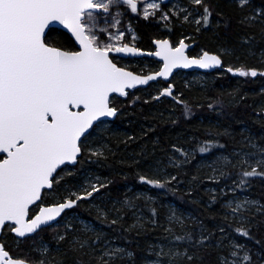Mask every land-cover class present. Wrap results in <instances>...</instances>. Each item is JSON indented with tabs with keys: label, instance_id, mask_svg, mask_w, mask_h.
Instances as JSON below:
<instances>
[{
	"label": "trees",
	"instance_id": "16d2710c",
	"mask_svg": "<svg viewBox=\"0 0 264 264\" xmlns=\"http://www.w3.org/2000/svg\"><path fill=\"white\" fill-rule=\"evenodd\" d=\"M250 1L247 8L228 4V0L207 5L209 20L220 22L218 38L207 30L195 38V45L216 53L213 42L221 41L237 52L244 63L241 70H255L257 75L227 72L230 60L221 56L223 68L199 73L203 77L200 83L187 85L178 74L170 83H156L162 87L172 84L174 99L150 98L147 93L156 84L134 90L126 99L113 97L111 105L119 114L111 122L113 129L94 140L100 150L90 151L89 143L97 125L82 141L77 165L68 167L69 173L61 169L53 186L63 198L65 190L85 176L103 181L95 194L76 200L77 206L61 218L75 213L98 231L82 230L77 223L80 239L76 242L71 233L58 237L62 230L56 235L50 227L42 229V239L51 243V251L41 254L30 246L35 236L19 240L6 225L0 241L12 256L31 264H145L150 245L166 235L169 227L168 232L173 230L184 242L192 243L193 256L182 258L180 264H222L220 246L229 241L246 250L241 264H264V212L252 214L242 223L227 213L230 195L220 191L239 186L264 204V165L255 169L256 175H245L254 169L247 165L254 148L259 146L264 152V64H257L256 57L248 53L250 48L254 53L264 48V24L245 21L248 8H264V0ZM133 14L137 46L145 51H152L155 39L168 32L179 35V29L169 23ZM46 39L63 50L77 49L69 35L56 28L48 31ZM131 61L136 64L129 69L137 74H145L141 69L146 64L159 66L151 58ZM164 170L170 179L162 177ZM142 192L152 197L139 196ZM47 194L45 191L43 198L49 201ZM171 206L191 219L184 226L170 222ZM138 213L141 225L136 224ZM109 244L119 249L104 252Z\"/></svg>",
	"mask_w": 264,
	"mask_h": 264
},
{
	"label": "snow or ice",
	"instance_id": "6c2138e0",
	"mask_svg": "<svg viewBox=\"0 0 264 264\" xmlns=\"http://www.w3.org/2000/svg\"><path fill=\"white\" fill-rule=\"evenodd\" d=\"M124 2L137 11L135 0ZM203 2L192 0L195 5ZM101 7L107 11V4L96 0H0V153L6 155L0 159V229L10 222L15 227L9 230L19 237L35 232L75 206L76 200L68 199L40 208L39 214L28 219L29 207L58 181V176L54 177L57 169L76 163L81 137L102 117L116 116L117 109L110 106L111 94L127 95L125 89L156 79L152 75L140 78L113 63L110 52L137 54V50L97 42L88 26V10ZM144 12L147 17L148 9ZM204 13L207 26L211 12L206 6ZM195 22L201 23V18ZM57 23L73 34L82 50L67 51L47 42L45 30ZM157 43L160 51L155 55L165 61L158 73L161 77L167 78L175 67L220 64L216 56L207 53L202 59L189 60L183 41L176 48L168 41ZM239 75L255 77L257 72L240 70ZM164 94H171L170 90ZM256 174L255 169L245 173ZM91 195L88 192L76 199ZM0 264H26V259L11 257L0 244Z\"/></svg>",
	"mask_w": 264,
	"mask_h": 264
},
{
	"label": "rangeland",
	"instance_id": "374dc122",
	"mask_svg": "<svg viewBox=\"0 0 264 264\" xmlns=\"http://www.w3.org/2000/svg\"><path fill=\"white\" fill-rule=\"evenodd\" d=\"M139 3L140 8L137 12H132V10L127 7L122 1L119 0H101L97 1L103 4H107V10H109L108 14L103 13H91V19L88 20V26L92 30V34L98 37V43L101 44H112L114 46L120 47L123 45H133L137 46V41L139 40V36L136 34L134 28V14H137V17H142L144 19H159L162 23H169L175 26V29H179V35L177 32H168L163 35V37L155 39H168L173 47H178L180 42L186 43H197L195 38L197 39L202 32H206L210 30L212 32L213 37H217V29L219 27V20L215 19L214 22L212 20H208L207 26H204V22L202 17L205 15L204 8L210 3H214L215 0H204L203 4L195 5L192 3V0H172L167 4L161 3L159 0H135ZM149 4H157L158 7L153 9L149 8ZM228 4L236 5L239 8H244L246 6H250L251 1L246 0L245 3L241 4L240 0H228ZM102 8V7H101ZM148 9V15L145 17L144 9ZM247 8V7H246ZM104 9V8H103ZM248 16L245 17V21H252L264 24V8L261 6L250 7L247 10ZM187 17V19H185ZM197 18H201V23L197 24L195 21ZM88 17L86 16V20ZM119 37V39H117ZM222 40V39H221ZM213 44L216 46L215 53L220 56H227L230 60V65L226 66V71L232 74L239 73L241 70L242 63L239 61V57L236 55L237 52L232 50L230 47L224 45L223 42L214 41ZM195 46L197 47L195 52L192 53ZM192 50L189 51V55L193 57H201L202 54L208 52L203 46L195 45ZM138 47V46H137ZM251 56L256 57L257 64H264V48L260 49L258 53H254V48H250L248 50ZM122 67L125 69H129L132 65L136 63L131 60H121ZM147 68L141 69L143 73H152L156 72L160 69L161 64L159 66H154L151 64L145 65ZM231 69V71L229 70ZM147 70V71H146ZM180 78L187 85H195L200 83L203 79L202 75L199 73H193L191 75L183 74L182 72L177 73ZM171 94H164L169 91ZM150 98L158 99L159 101L163 98H172L174 99V87L172 84L166 87H162L160 84H156L153 86L152 90L147 93ZM115 107V106H114ZM116 108V107H115ZM113 126L111 122L103 121L98 124V128L94 132V134L90 137V151L100 150L98 143H95L94 140L98 137H101L106 131L112 130ZM192 153L187 151V153ZM247 165L256 169L260 165H264V152L263 148L256 146L254 148V152L248 157ZM164 170L162 177L164 179H170L169 173ZM66 172H70V169H66ZM103 181L99 179H95L91 176H85L82 180H79L75 183L71 188H67L65 191V195L63 198L58 197L56 192H54V188L51 191H48L46 195L49 198L47 201L45 198L34 208V213H37L40 207L54 205L58 203H63L68 199L75 198L77 196H86L88 192H91L92 195L97 191H94V188H99L103 185ZM222 195H226L227 193L230 195L227 202V213L231 215V217H236L240 222L245 223L249 221V217L252 214L257 212H264V204L260 202L259 198L251 196L250 194L244 193L241 191L240 187L237 186L235 188L226 189V187H222L220 189ZM139 196L152 197L149 193H139ZM91 197V196H89ZM87 197V198H89ZM80 200V199H79ZM33 210V209H32ZM102 213H106L104 209H101ZM33 213V214H34ZM32 214V215H33ZM75 219V220H74ZM191 217L188 214L182 213L179 209L171 206L168 213V220L170 222H175L177 225H185L186 221L190 220ZM77 223L81 225V229L86 231H94L97 232L98 229L90 222L79 218L75 213L71 214L64 220L50 226V232L54 234H58L61 231V236L58 234V237H63L64 232L71 233L75 235L74 241L78 242L80 237L77 234L78 230L76 229ZM142 223V215L138 213L136 224L141 225ZM10 228H13L14 225H9ZM66 227V229H64ZM49 228V227H48ZM169 227L166 229V235L162 237H158L154 243L150 245L148 249V255L146 257L145 264H180V261L184 257L191 258L193 256V249L191 242H184L179 236L175 235V232H168ZM41 233L38 232L35 237L36 240L31 242L33 249L41 254H46L51 251V243L42 239ZM45 233V232H44ZM174 233V234H173ZM184 237V236H182ZM87 244V242H84ZM114 249H119L118 247H113L112 244H109L107 249L104 252L112 251ZM222 252L220 253V261L222 264H241L244 255H246V250L243 249V246H239L235 241H229L226 245L222 244L220 246ZM224 250V251H223ZM235 253V255H233ZM14 257V256H13ZM16 258V257H15Z\"/></svg>",
	"mask_w": 264,
	"mask_h": 264
},
{
	"label": "water",
	"instance_id": "95a60500",
	"mask_svg": "<svg viewBox=\"0 0 264 264\" xmlns=\"http://www.w3.org/2000/svg\"><path fill=\"white\" fill-rule=\"evenodd\" d=\"M96 1H98V0H96ZM120 1L124 2V0H120ZM159 1H160L161 3H163V4H167V3H169V2L172 1V0H159ZM135 2H136V1H135ZM124 3H125V2H124ZM125 4H127V3H125ZM136 4H137V2H136ZM137 7H138V4H137ZM88 11H89V12L92 11V12H95V13H100V12H102V13H104V14H108V12H109L108 10L105 11L103 8H94V9H90V10H88ZM51 28H56V29H59V30H61V31L65 32V33H67V34L69 35V37L74 41V43H75V45H76V48H77L76 51L82 50V49H81V46H80V44H79V42L76 41V39H75V37L73 36V34H72L68 29H66L63 25H60V24H58V23H57V24H53V25H49V28L45 30V36L47 35L48 31H49ZM159 41H168L169 45H170L172 48H176V47H173V46H172V43H171L168 39H160V40H155V41L153 42V46H154V50H153V51H145V50H143V49H141V48H138V47H136V46L128 45L129 47H132V48L136 49V50H137V54H132V53H122V52H115V51L109 53V57H110V59H112L111 56H116V57L123 58V59H129V58H130V59L151 58V59L156 60V61H158V62L161 63V68H160L158 71H156V72H152V73H148V74H137V73H135V72H133V71H131V70H128V69H125V68H123V67L118 66V65L113 61V59H112L113 63L116 64L117 67L122 68L123 70H125V71H127V72H131L133 75H136V76H138V77H140V78H146L147 76L152 75V76H156V79H154V80H149L147 84H142V85H141V84H137L135 87L125 89L127 95H123V96H121V95H119L118 93H113V94H111V96L109 97V100H110V106H111V107H114V106L111 105V100H112L113 97H118V98H120V99H126V98L128 97V94H129L130 92L134 91V90L141 89V88H142V89L147 88V87H149L150 85H153V84L159 83L160 81H162V82H164V83H170V81L173 79V77H174L177 73H180V72H185V73H187V72L213 73V72H215V71H217V70H219V69H221V68L223 67V60H222V58H221L220 55L215 54V53L205 52V53H207L209 56H216V57L220 60V64H219V65L212 66V67H208V68H201V67H199V66L196 65V64H193V65H191V66H189V67H175V68H173V69L171 70V73L167 76V78H165V77H161V76L158 75V73L161 72V71H163L165 61H164L160 56L155 55L156 52L160 51V46H159V44L157 43V42H159ZM183 43L186 45V47H185V49H184V55H185L186 57H188L189 60H199V59H202V58H203V56H204L205 53L202 54L201 57H193V56H190V55H189V51L192 50V49L194 48L195 43H190V44H189V43H186V42H183ZM126 45H127V44H126ZM53 47H55V46H53ZM118 114H119V111H118V109H117V113H116V116H115V117H102L101 120L94 122L92 128H90V129H89V130H88V131H87V132L81 137L80 147H81V143H82V141L85 139V137H87V136L93 131V129L95 128V126H97L100 122H103V121H108V122H113V121H115L116 118H117V116H118ZM82 152H83V151H82V148H81L80 154H79V155L77 156V158H76V163H74V164H73V163H67V164H65V165H62L61 168L57 169V173H58V171H60V170L63 169L64 167H75V166L77 165L78 161H79V158L82 156ZM0 156H4V158H6V155L3 154V153H0ZM57 173H54V177L56 176ZM53 185H54V183H53ZM52 189H53V187H52L51 189H45V190H43V191H42V196H43L44 191H50V190H52ZM41 200H42V197H41ZM41 200L37 201L35 204H33V205H31V206L29 207V215H28V219H29V220L32 219V218H34L35 215L39 214V210H40V209L38 210V212H37L32 218L30 217V211H31L33 208H35ZM58 204H59V203H58ZM58 204L48 205V206H42V207H40V208H43V207H52V206H56V205H58ZM76 206H77V202L75 203V206H74V207L65 209V210L61 213V215H60L59 217H57L56 220H54V221H50L49 224H47V225H41L40 228H38L35 232L30 233V234H28V235H26V236H24V237H19V236H17V235L15 234L14 231H11V233H12L16 238H18V239H20V240H24V239H26V238L33 237V236H35L38 232H40L42 229L48 228V227H50V226H52V225L58 223V222L61 220V218L64 216V214H65L66 212H68V211L74 209ZM6 225H12V224H11L10 222H8V223L5 224V226H6ZM5 226H4V227H5ZM14 227H15V225H14ZM14 227H13V228H14ZM3 229H4V228H3ZM3 229H0V237H1V234H2ZM0 244H2L1 241H0ZM2 245H3V244H2ZM3 246H4V245H3ZM4 248H5V247H4ZM5 250H7V249H5ZM7 251H8V250H7ZM8 252H9V251H8ZM9 253H10V252H9ZM10 255H11V254H10ZM11 257H13V256L11 255ZM13 258H15V257H13ZM26 264H31V263L26 262Z\"/></svg>",
	"mask_w": 264,
	"mask_h": 264
},
{
	"label": "flooded vegetation",
	"instance_id": "af4514ba",
	"mask_svg": "<svg viewBox=\"0 0 264 264\" xmlns=\"http://www.w3.org/2000/svg\"><path fill=\"white\" fill-rule=\"evenodd\" d=\"M98 1H101V0H98ZM120 1V0H119ZM97 2V1H96ZM124 3V2H123ZM125 4V3H124ZM137 4H138V7H137V11L139 10V8H140V5H139V3L137 2ZM127 7H129L130 8V6L128 5V4H125ZM131 9V8H130ZM109 11V10H108ZM136 11V12H137ZM133 12V11H132ZM100 13H102V12H100ZM109 13V12H108ZM97 14H99V13H97ZM104 14V13H103ZM137 47V46H136ZM139 48V47H138ZM77 50V49H76ZM76 50H74V51H76ZM154 50V49H153ZM152 50V51H153ZM112 57V59H113V61L118 65V66H120L119 64H121V60H134V59H123V58H119V57H116V56H111ZM117 61V62H116ZM156 61V60H155ZM156 62H158V61H156ZM159 64H161L160 62H158ZM120 67H122V66H120ZM161 68V67H160ZM158 71V70H157ZM2 158H4V156H0V159H2ZM65 169H67L68 167H64ZM59 172V171H58ZM58 174V173H57ZM57 174H56V176H57ZM55 176V177H56ZM54 186V185H53ZM51 191V190H50ZM45 192V191H44ZM43 195H44V193H43ZM42 199H43V196H42ZM42 201V200H41ZM40 201V202H41ZM39 202V203H40ZM38 203V204H39ZM36 208V207H35ZM33 213H34V208H33ZM36 213H34L33 215H30V217L32 218L34 215H35Z\"/></svg>",
	"mask_w": 264,
	"mask_h": 264
},
{
	"label": "bare ground",
	"instance_id": "6f19581e",
	"mask_svg": "<svg viewBox=\"0 0 264 264\" xmlns=\"http://www.w3.org/2000/svg\"><path fill=\"white\" fill-rule=\"evenodd\" d=\"M222 58V57H221ZM223 60V59H222ZM223 68V67H222ZM77 202V201H76ZM18 239V238H17ZM20 240V239H19Z\"/></svg>",
	"mask_w": 264,
	"mask_h": 264
}]
</instances>
